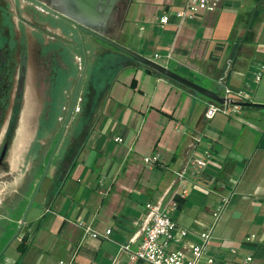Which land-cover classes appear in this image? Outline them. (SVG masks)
<instances>
[{
  "label": "crops",
  "instance_id": "1",
  "mask_svg": "<svg viewBox=\"0 0 264 264\" xmlns=\"http://www.w3.org/2000/svg\"><path fill=\"white\" fill-rule=\"evenodd\" d=\"M184 2L133 0L111 39L197 84L208 81L205 88L220 90V96L224 87L251 90L249 102L264 104V92L258 93V87L264 90V76L254 82L264 66V0H220L215 12L180 21L174 13ZM163 15L169 21L161 26ZM248 35L250 50L240 49L236 43ZM73 40L70 62L75 66L82 48L78 38ZM85 43L88 63L101 54L117 56L90 37ZM238 48L243 55L238 56ZM121 62L122 69L108 83H81L78 101L95 108L77 115L74 130L67 126L40 199L30 207L36 208L28 220L29 210L17 237L4 244L10 228L0 227V264H145L130 262L119 246L138 247L148 203L161 209L173 206L170 216L184 228L211 229L207 250L218 264H240L245 255L252 257L251 264H264V140L254 145L245 137L234 145L250 120L258 122L252 128L264 135V110L246 107L208 120L204 113L209 103L203 98L127 59ZM59 65L65 68L60 60ZM86 93L89 101L83 100ZM80 119L88 123L84 144L71 158L68 145ZM200 147L212 151L207 166L198 178L187 174L179 180L175 173L202 153ZM147 155H157L159 161L146 166L142 157ZM225 192L236 197V215L214 233L212 205ZM246 200L251 201L250 213L238 205ZM80 221L98 233L110 229V240L85 236ZM197 241L189 237L184 245Z\"/></svg>",
  "mask_w": 264,
  "mask_h": 264
},
{
  "label": "flooded vegetation",
  "instance_id": "2",
  "mask_svg": "<svg viewBox=\"0 0 264 264\" xmlns=\"http://www.w3.org/2000/svg\"><path fill=\"white\" fill-rule=\"evenodd\" d=\"M55 1L0 0V169L19 134L36 138L26 150V157L32 162L31 150L37 143L39 122L45 105L51 103L52 71L66 68L76 42L73 39L80 40L70 23L48 11L53 10L51 4ZM116 6L111 25L104 33L108 38L118 31L131 4L118 0ZM83 36L84 41L85 37L92 38ZM59 60L65 68L59 65ZM36 67L49 73L48 95L43 100L35 92Z\"/></svg>",
  "mask_w": 264,
  "mask_h": 264
},
{
  "label": "built area",
  "instance_id": "3",
  "mask_svg": "<svg viewBox=\"0 0 264 264\" xmlns=\"http://www.w3.org/2000/svg\"><path fill=\"white\" fill-rule=\"evenodd\" d=\"M220 0H185L183 6L174 15L180 21H192L201 14L213 13L219 7ZM169 21L168 15L159 18L158 23L164 26ZM154 55V58H158ZM166 60L171 58L170 54L164 56ZM264 76V66H260L254 76V82L258 83ZM223 104L215 102L209 103L204 116L206 119H213L217 115L230 116L237 113L241 107L236 103L249 102L250 95L242 89L234 90L229 87L223 88ZM121 142L120 138L115 139ZM212 157L210 148L203 153L194 156L186 165L175 174L179 180L189 174L192 178H198L207 166ZM159 161L157 155L143 156L142 162L146 166H153ZM187 189L181 191L182 196H187ZM228 202L227 197L223 198V203ZM146 216L142 229L141 242L135 250H131L128 245H120V251L128 254L129 261L132 263L141 262L145 264H218L214 256L208 254L207 245L211 239V229L207 231L190 230L176 224L170 216L169 209H161L159 206L148 203L145 205ZM222 208H215L211 216L215 223L219 218ZM83 234L92 239L104 241L110 240L111 230L107 229L104 233H98L91 224L83 221L77 224ZM196 238L197 243L184 245L189 238ZM252 257L245 255L241 258L240 264H251ZM228 264V263H220Z\"/></svg>",
  "mask_w": 264,
  "mask_h": 264
},
{
  "label": "rangeland",
  "instance_id": "4",
  "mask_svg": "<svg viewBox=\"0 0 264 264\" xmlns=\"http://www.w3.org/2000/svg\"><path fill=\"white\" fill-rule=\"evenodd\" d=\"M86 52L88 57L87 49ZM83 61V51L81 52L80 50L79 54L76 55L75 60L76 75L75 77H71L72 79H70V81L68 82V86L65 89L63 88V105L65 107L61 109V112L59 114L60 116L58 117L55 126L47 128L42 137L37 138V147L33 153L32 162H29V159L26 157V150L31 140L33 141L36 138L33 139V137H22L20 134L14 138L9 153L5 158L4 166L0 169V227H6V225H8V228L14 229L17 225H19V221L21 220L23 213L43 174L51 151L59 137L61 129L66 120L76 83L83 66ZM48 74V71L44 72L41 67L38 71V68L36 67L34 85L35 92L40 100L45 99V97L48 95ZM82 82H86V79L84 77ZM208 83V81L201 80L200 82H198V84L202 87H208ZM258 89V93L264 92V90H262V87H258ZM248 94L252 96L254 93L251 90H248ZM78 97L80 96L78 95ZM78 99L76 101L75 109L68 125L69 129L71 127L73 130L78 125L77 119L80 118V116L78 118L77 115L82 113V105L80 101H78ZM220 117H222V115H217L216 119ZM249 123L250 124H248V126H244L242 133L238 132L235 139V147L237 146V143H239L241 140H244L245 137L250 138L252 142L255 143L254 145H258L262 140H264V135H262V133H257L256 130L252 128L253 125L259 127L258 122L250 120ZM62 145H64V143L61 141L60 147ZM198 152L203 153L202 147L198 148ZM54 158L56 160L58 157L54 156ZM53 163L54 161L52 160L51 165H53ZM49 173L50 168L39 188L38 194L36 196V202L40 199V195L45 188L46 179L49 177ZM208 188L209 187H207V189ZM225 196L227 197L228 202L223 203V198ZM236 205V197L230 198V194L228 192L218 195L217 200H215V203L212 205V209H215L219 206L222 208V210L219 218L215 222L214 233H216L218 229L222 227L226 222H228L231 218L235 217L237 210ZM238 205L240 208H244V211H247L248 213H250V211L252 210L251 201H241L238 203ZM35 206L36 204H34L33 207L29 209L30 213L27 216L28 220L30 219L31 214L34 211V208H36ZM210 221L213 222L212 216L210 217ZM247 231L248 234L251 233V230L248 229L246 230V232ZM9 241H7L5 244H7ZM14 243H16V241Z\"/></svg>",
  "mask_w": 264,
  "mask_h": 264
},
{
  "label": "water",
  "instance_id": "5",
  "mask_svg": "<svg viewBox=\"0 0 264 264\" xmlns=\"http://www.w3.org/2000/svg\"><path fill=\"white\" fill-rule=\"evenodd\" d=\"M118 0H56L55 4H51L52 9H48V11L50 13H52L53 15L67 21L68 23H70L78 32L79 37H80V41H81V45H82V51H83V57H84V61H83V66L81 69V72L79 74L77 83H76V87L74 90V94H73V99H72V103L70 106V110L68 113V116L64 122V125L61 129V132L59 134V137L51 151V154L49 156V159L46 163L45 169L43 171V174L35 188V191L23 213V216L19 222V226L15 232V234L13 235L11 240H14L18 233L20 232L22 225L26 219V216L28 214V211L31 207V205L33 204L39 188L44 180V178L47 175V172L50 168L51 162L54 158V155L56 153V150L63 138V135L66 131V128L68 126V123L71 119V116L74 112L75 109V105H76V101H77V97H78V93H79V88L80 85L82 83L86 68H87V63H88V57H87V52H86V48H85V41H84V36L83 34H87L89 36H91L92 38L98 40L99 42L115 49L116 51L130 57L131 59H133L136 63H138L139 65H142L144 67H147L149 69H151L152 71L164 76L165 78L180 84L181 86H183L184 88L191 90L193 92H195L196 94L207 98L208 100L215 102L217 104H223L224 103V98L221 97L220 95H218L217 93L208 90L202 86H200L199 84L184 78L183 76L179 75L178 73L171 71L170 69H168L167 67L158 64L152 60H150L149 58H146L144 56H141L131 50H129L128 48L118 44L117 42H115L114 40H112L111 38H108L104 33L105 30L108 26L111 25V21H112V17L114 15V13L116 12L117 6H116V2ZM122 1H126L127 4H131L133 0H122ZM230 71V68H228L227 72H226V76H228ZM236 105H239L241 108H260L262 110H264V104H256V103H250V102H243V103H236Z\"/></svg>",
  "mask_w": 264,
  "mask_h": 264
},
{
  "label": "trees",
  "instance_id": "6",
  "mask_svg": "<svg viewBox=\"0 0 264 264\" xmlns=\"http://www.w3.org/2000/svg\"><path fill=\"white\" fill-rule=\"evenodd\" d=\"M260 5H264V4H260ZM261 12H262V10L260 9L259 14ZM96 41L99 42L98 40H96ZM252 43L253 42L251 41V35H248L244 41L238 42V43H236V45L237 46L239 45L240 49L245 48L247 51H249L250 49L248 47ZM105 46L110 51L111 50L114 51L117 54V56L112 57L108 53L101 54V55L97 56L93 61L88 63L84 78L86 79V82L88 83L89 87L95 86V85L97 86V83H99V82L108 83V81H111V79L113 77V73H116L122 69V62L121 61L123 59H127V60L133 62L134 64H137L139 67L144 68L146 71L152 72L156 76L164 78L166 81L170 82L171 84L176 85V86L181 87V88H184L180 84H177V83L165 78L164 76L152 71L151 69L144 67L142 65H139L133 59H131L130 57L116 51L115 49H113L107 45H105ZM239 48H238V56H241V55H243L244 52H240ZM168 69H170L171 71H174L171 67H168ZM52 72L53 73H52L51 78H50V95H49L50 99H51V103L45 105L43 114H42L40 122H39V131H38L37 138L42 137L43 133L47 130V128L54 127L55 124L57 123L58 117L60 116L59 114L61 112V109H63V107H65L63 105L64 104L63 103V91H64L63 88L65 89L68 86V82L70 81V79H72L71 77H75L76 66H74L70 61H67V65H66L65 69L59 70V68H58L55 70V68H54ZM212 91L217 93L218 95H221V92L218 89H212ZM191 92H193V91H191ZM193 93H195V92H193ZM196 95H198V94H196ZM85 96L86 97H84L83 100L85 101V98H86V100L89 101L88 93H86ZM198 96H200V95H198ZM200 97L203 98L208 103H212V101L208 100L207 98L202 97V96H200ZM81 105H82V113L81 114H84V115L88 114L90 110L93 111V109L95 108V105L90 106V105H86L85 103H82ZM86 124H88V123L85 120L80 119L78 129H76L75 135L71 138V141L68 145V154H69V157H71V158L73 157V155H75V153L77 151H80L81 148L83 147V144H84V128H85ZM88 127H89V125H88ZM36 147H37V144H35L31 150L32 156H33V153H34ZM54 160H55V158L53 159V161ZM16 228H17V226L14 229L8 230V233H7L6 237L4 238V244L11 239V237L13 236V234L16 231ZM22 246H23V243H20L18 245V249L22 250V248H23Z\"/></svg>",
  "mask_w": 264,
  "mask_h": 264
}]
</instances>
